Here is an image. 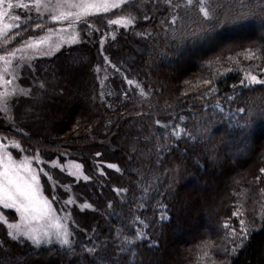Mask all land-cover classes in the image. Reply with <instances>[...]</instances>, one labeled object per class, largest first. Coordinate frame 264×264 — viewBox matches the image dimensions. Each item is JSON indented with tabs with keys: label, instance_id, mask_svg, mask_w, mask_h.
Wrapping results in <instances>:
<instances>
[{
	"label": "trees",
	"instance_id": "16d2710c",
	"mask_svg": "<svg viewBox=\"0 0 264 264\" xmlns=\"http://www.w3.org/2000/svg\"><path fill=\"white\" fill-rule=\"evenodd\" d=\"M165 8H154L152 0H128L87 17L92 27L79 30L90 43L84 61L99 72L115 68L113 76L128 75L131 87L139 84L147 94L143 100L113 93L100 98L88 64L80 72L67 69L66 83L73 85L82 73L95 87L86 83L80 88L84 96L68 100L62 98L65 87L59 88L46 106L59 115L48 130L36 121H0V135L18 140L29 153L56 152L91 165V149H104L120 168L107 172L119 175L101 181L103 194L96 192L97 204L82 210L79 226L71 223L72 249L0 239V264H223L225 248L231 250L223 225L238 224L235 209L241 206L246 218L261 223L264 85L248 83L245 73L264 79V0L213 1L209 17L186 29L150 27ZM117 17L135 19L108 24ZM33 21L48 26L30 19L18 41L40 34ZM106 47L113 48L111 56ZM249 53L255 58L245 59ZM124 135L128 139L120 142ZM99 163L107 167L103 157ZM110 181L126 191H115ZM85 246L96 247L95 261ZM228 264H264V228L252 231Z\"/></svg>",
	"mask_w": 264,
	"mask_h": 264
},
{
	"label": "rangeland",
	"instance_id": "374dc122",
	"mask_svg": "<svg viewBox=\"0 0 264 264\" xmlns=\"http://www.w3.org/2000/svg\"><path fill=\"white\" fill-rule=\"evenodd\" d=\"M213 1L218 2L219 0H204L203 6L209 11L210 3ZM11 2L16 4L17 0H11ZM174 2L179 4L180 7L175 10L165 8L161 11L163 13L156 15V18L150 23V27H153L155 23L154 27H159L161 30L186 29V26L196 24L204 16L199 10V0H193L192 6L187 5L186 0H174ZM23 3H30V0H23ZM0 12L5 13L3 16H0V27L12 25L11 28L7 29V37L13 38L6 45L7 48H23L24 43L29 39L38 40L43 37H49L52 45L51 49H49L48 44H44L38 50H28L26 55L31 57V59L25 61H20L18 57L21 53H17V59L13 60L10 67L6 66L3 61H0V74H4L5 80H11L13 75L17 77L10 85H5L3 81H0V94H10L6 98L7 105L0 104V121L6 123L5 121L14 120V124L17 123L20 125L30 124L36 121L40 122L39 125H42L43 129L48 130L51 128V119L57 118L59 115L46 111V106L59 96V88L65 87L64 94H62L64 97L62 98L68 100L77 93L84 96V91L81 93L80 88H83L86 83H89L93 88L95 87L94 80H91V78H88L87 75H83L82 73L75 76V82H72L74 83L73 85H69L66 83L69 76L64 74L67 69L69 72H74V69L80 72L81 70L83 71V67H88L89 63L84 60L87 56L85 50H87V46L90 43L87 39L80 36L79 31L81 27H85L86 25L77 23L71 29H68L67 23L53 21L49 13H44L42 21L48 26H43L38 36L31 35L20 42L18 39L25 37V31H23L25 22L27 23L30 19L37 18L35 9L33 8L31 12L19 7H13L9 10L6 3L4 6H0ZM173 15L178 17L177 23L174 25L169 23ZM13 17H19L20 19L15 20ZM93 18L94 16L90 17V20ZM104 21L100 20L99 23H103ZM15 25H20V27H15ZM61 28L68 29V31L60 32L59 29ZM48 29H52V32L49 33ZM18 32L21 35L17 36L16 33ZM72 36H77V39L73 41ZM7 37H0V45L3 44V40ZM10 45L12 46L9 47ZM105 50L111 56L113 48L106 47ZM0 54H3V48H0ZM106 60L109 61L108 58ZM89 65V72L93 71L95 73L97 82L95 83L97 88H99L100 98L110 93H113L114 97L121 96L126 98L124 93L127 92V98L132 95L133 97L138 96L140 98L139 100L144 99V97L140 96L138 88H133L127 83V80H131L128 75H118L119 78L113 76L115 74H113L112 70L115 68L112 65L109 66L114 69L108 70L107 68L105 72H99L95 63ZM6 68L7 73H5ZM90 75L93 76L92 72ZM257 77L262 79L260 76ZM41 83L45 85L43 89L39 87ZM118 87L120 90H118ZM28 89L32 90L31 95H23L22 91L27 92ZM44 114H48L47 117L43 118ZM175 131L178 132V130ZM127 139L128 136L124 135L121 137L120 142H125ZM0 143L7 145L6 150L12 153L16 161L19 162L24 157H28L31 160L32 169L39 176L40 194L51 203V211L47 214L46 218L37 219L31 223V227L37 235L48 230L54 233L58 230V226L66 228L70 233L71 223L77 226L80 224V217L83 215L82 210H86L83 205L87 204L91 206L87 210L93 208L97 204V202L92 200L96 192L97 196L98 194H103L101 181L108 180V177L113 179L116 174L119 175V173L113 172V176H110L107 172L112 169L105 167V165L100 166L99 161L102 157L107 161V164H115L112 163L115 161L112 158L113 154L102 148V151L97 148L91 149V165H88L87 159L83 161L80 157L71 158L59 153L57 154L56 152L46 153L36 151L29 153L27 148L25 149L18 140L11 137L0 135ZM14 143H19L21 146L20 149L14 148L12 146ZM97 153H101V155L98 157L96 155ZM37 158L41 161L40 163H37ZM77 165H80V167L77 168ZM43 172H47L52 179L49 180L47 176L43 175ZM85 176L88 177L87 180L84 179ZM111 184L116 189L119 188L115 182H111ZM69 200H71V203H68ZM159 208L162 207L159 206ZM237 210H240L244 216L245 213L241 206L235 209V211ZM0 213L3 214L4 219L9 223H18L20 220L19 215L15 213L14 209H4L0 206ZM161 215L167 217L166 211H162ZM246 221H250V218L247 217ZM226 222L231 225L230 221ZM255 226L258 225L255 223ZM232 228L239 230V222ZM7 231V226L3 221H0V239H10L7 236ZM227 233L228 237H231V248L236 247L239 241L236 240L233 242V237L228 230ZM21 241L25 244L31 243L23 239Z\"/></svg>",
	"mask_w": 264,
	"mask_h": 264
},
{
	"label": "snow or ice",
	"instance_id": "6c2138e0",
	"mask_svg": "<svg viewBox=\"0 0 264 264\" xmlns=\"http://www.w3.org/2000/svg\"><path fill=\"white\" fill-rule=\"evenodd\" d=\"M128 0H30V3H23V0H17L16 4H13L11 0H0V6H4L7 3V8L10 10L13 7L23 8L26 11L31 12L32 9H35L37 13V20H43L44 13H49L53 21L67 23L68 29H71L74 24L82 23L87 27L91 28L92 25L88 23L87 17L100 14L108 13L112 9H117L121 5H124ZM153 7L158 8L160 4L166 6L168 10H175L180 7L179 4L175 3L174 0H152ZM200 3V12L203 13L205 18L209 17V11L205 8L204 0H199ZM186 4L189 6L193 5V0H186ZM43 9V11H42ZM5 13L0 12V16H3ZM15 20H19V17H13ZM134 17L128 19H109L108 24L110 25H127L134 23ZM145 20H150L151 17L148 15L144 16ZM178 17L173 15L171 18L170 24L174 25L177 23ZM35 23V28L41 29L43 27L42 23L33 21ZM163 23V22H162ZM12 25H7L0 27V37H7V29L11 28ZM15 27H20V25H15ZM68 29L61 28L60 32H66ZM27 31V28H25ZM48 32L51 33L52 29H48ZM17 36L21 35L19 32L16 33ZM12 37H7L3 40V44L0 45V48H3V54H0V61H3L4 64L10 67L14 59H17V53H21L18 57L20 61H25L31 59L26 55L28 50H38L41 45L48 44L49 49H51V41L49 37H43L38 40L29 39L24 43L23 48L9 49L6 45L9 44ZM77 36H72V40L75 41ZM59 47V46H57ZM255 58V54L249 53L245 56V59ZM107 59V58H105ZM30 66V65H29ZM115 67V65H113ZM118 70V69H117ZM264 71V69H261ZM7 73V68L5 69ZM245 78L250 84H260L264 85V79L258 78L256 75L250 73H245ZM17 79L15 75L12 76L11 80H5L4 74H0V81H3L5 85H10L13 81ZM244 80H241L240 83L244 84ZM129 85L133 84L132 80H127ZM203 83L209 86L210 90L215 91L211 88L212 81L205 80ZM41 89L45 87L43 83L39 85ZM137 88H140V85H136ZM31 89H28L27 92H23V95H31ZM9 93L0 94V104L7 105V97ZM127 97V92L124 93ZM146 93L143 88H140V96L146 97ZM240 111H244L243 108ZM139 114V113H138ZM155 123L160 125V121L156 120ZM16 149H20L19 143H14L12 145ZM7 145L0 143V206L4 209H14L15 213L19 215L18 223H9L4 219L2 213H0V221L7 226V236L16 242H20L22 239L25 241H30L33 245L41 244H52L58 242L61 247H67L72 249V242L69 239L71 233L68 232L66 228L58 226V230L54 233L50 230L44 231L39 235L35 234V230L31 227V223L37 219H45L47 214L51 211V203L47 198L42 197L40 194V184L39 176L32 169L31 160L28 157H24L21 161H16L11 152H8ZM98 157L101 153L96 154ZM41 161L37 158V163ZM55 166V165H53ZM107 168L115 169L117 172L120 171V168L115 164H107ZM80 165H77L79 168ZM42 171V170H41ZM261 173H264V168L260 169ZM103 175V173H101ZM44 176H47L49 180L52 179L47 172H43ZM85 180L88 179L87 176L84 177ZM260 180V177L256 178ZM55 187V186H53ZM115 191H126L124 189H115ZM71 203V200L68 201ZM84 208L91 207L90 205H83ZM111 207V205H109ZM144 207V205H141ZM233 215L239 219V230L230 227L226 222L223 225L225 230L230 232V235L233 237V242L236 240L239 241L236 244V247L231 248L229 251L227 248L224 250L225 260L223 264H228V258L232 253H235L238 248L243 247L244 240L251 234L252 231L259 230L264 228V217L261 218V223L258 226H255V221H246V219L241 218L243 213L240 210L233 212ZM165 217H161L164 219ZM135 222L144 224V221L135 218ZM143 234L139 231L136 232V238H142ZM126 243L131 244L133 241L127 240ZM74 250V249H73ZM84 251L90 255L92 260H96L94 255L97 251L95 246L88 247L85 246Z\"/></svg>",
	"mask_w": 264,
	"mask_h": 264
}]
</instances>
